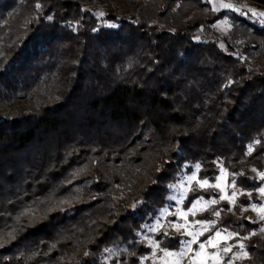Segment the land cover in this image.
<instances>
[{
    "label": "trees",
    "instance_id": "16d2710c",
    "mask_svg": "<svg viewBox=\"0 0 264 264\" xmlns=\"http://www.w3.org/2000/svg\"><path fill=\"white\" fill-rule=\"evenodd\" d=\"M197 164L244 191L190 216L215 221L200 239L232 230L236 264H264L243 210L263 185L264 26L209 0H0V264H140V233ZM192 188L185 208L220 198Z\"/></svg>",
    "mask_w": 264,
    "mask_h": 264
},
{
    "label": "rangeland",
    "instance_id": "374dc122",
    "mask_svg": "<svg viewBox=\"0 0 264 264\" xmlns=\"http://www.w3.org/2000/svg\"><path fill=\"white\" fill-rule=\"evenodd\" d=\"M209 1L214 9L218 8L221 2V0H209ZM222 2L230 3L234 7H239L242 9L253 8L259 11H264V5L257 3L255 0H222ZM100 10L103 13V8H100ZM248 17L250 20L257 22V19L252 17L250 14L248 15ZM225 19L228 20L229 24H231L230 20L227 17H225L219 20L217 23H215V25L219 24ZM106 24H110V23H106ZM231 27L228 28L227 25H225L223 27H214V29L220 36H223L228 34ZM221 44L223 45V47H225L224 42L222 40H221ZM238 51L239 49L237 50V52ZM193 173H195L198 177V170L195 169L192 173H186L179 181H177L175 184L172 185L171 193L169 195L171 201L170 206L164 208L161 211L159 218H157L153 223L145 227L146 232L140 233V236L143 238L144 242L152 248V252L148 256L143 257L140 261V264H190V261L192 262V264H229L230 261L231 264H236L238 261H245L249 258L248 250L246 249L245 246L246 245L244 239L245 237L239 236L238 233L229 229L217 230L220 232V236L215 235L217 231L211 233L206 239H200L202 235L198 236V241L205 243V249L201 250L200 255L196 257L194 260H193L194 252L198 250L197 243L191 244V249L193 251L188 252L187 255H184L181 258L165 255V252L177 253L182 250L187 251L188 246L185 242L192 240V236L188 235L189 232L192 233L203 232V234L206 232L204 231L203 226L201 224L194 223L195 221H199V220L192 219L190 217L192 215L191 213H188L187 215V223L183 217L179 216V213L181 211L187 213L188 209L192 206L191 205L189 208H185L183 206V201L187 194V193L185 194V189L188 187L187 177L191 176ZM260 173L262 172H258L254 170L253 175L261 179L259 175ZM217 178L220 179H217L214 183H210L208 181L209 185H215L217 183L221 185V188H216L220 192V198L217 201L221 200L228 202L231 205H234L236 203L238 196L244 191L238 189L233 182H229L228 172L225 169H222L221 173ZM262 180H263V185L261 186V188L264 187V179ZM194 184L197 183L193 181L191 187ZM233 191H236L237 193L234 204L227 198L221 199V196L231 197ZM245 192L248 195L250 194L249 196L251 197V199H253V201L249 205L244 206L243 210L244 211L247 210L249 212V218L251 220L256 222H261V227L258 230L253 231V233H257L261 236H264V231L261 230L264 229V222H263L264 220L260 219V216L264 215V213H258L252 208L253 204L257 205V207L264 206V195H261L258 190L245 191ZM203 201H208V200L203 199ZM204 207L205 205L203 202L197 205V209ZM199 212L202 211L196 210V214ZM157 221H159V223L163 225V228L161 229L164 230V233L166 232L168 236H174L179 238V241L181 243L179 248L168 249L160 245V241L155 237L156 231L149 230L151 227H155L157 225ZM169 222H171L172 224H182L185 225V227L178 232L175 227L170 226ZM208 227L210 228V225H208ZM229 234H233V235L229 237ZM209 239H211L212 244L216 245V247H212L207 243ZM150 240L153 241L154 243H158L159 247L154 248L153 244L149 243ZM241 243L244 246L243 248L240 247ZM229 247L231 250L228 253H225L223 249ZM245 252L247 253V255L243 256L242 253ZM237 256H240L241 258H237Z\"/></svg>",
    "mask_w": 264,
    "mask_h": 264
},
{
    "label": "snow or ice",
    "instance_id": "6c2138e0",
    "mask_svg": "<svg viewBox=\"0 0 264 264\" xmlns=\"http://www.w3.org/2000/svg\"><path fill=\"white\" fill-rule=\"evenodd\" d=\"M37 7H39V5H37ZM220 9H228V10H231V11H235L236 13L240 14V15H251L252 17L256 18L257 19V22L261 25V26H264V11H259L257 9H253V8H245V9H242V8H239V7H234L232 4L230 3H223L222 0L219 4V7L218 8H215L214 10H220ZM99 15L103 16L104 13H99ZM48 19H51V17H49ZM227 25L228 28L231 27V24H229L228 20L225 19L224 21L220 22L219 24H216V25H213V27H223ZM227 30V29H225ZM221 47H223V45H221ZM255 143H259V140H257ZM253 151V146L252 145H249L248 147V152L251 153ZM196 169L198 170L200 165L197 164L196 166ZM261 179H264V173H260L259 174ZM216 179H220V178H216ZM193 181H195L198 185L199 188L201 189H206L208 187H214V188H221V185L219 183L215 184V185H209L208 183V180L205 179V180H199L197 175L195 173H193L191 176H188L187 177V183H188V187L185 189V194L188 192V191H196L195 188H192L191 185L193 183ZM258 191L260 192L261 195H264V187L258 189ZM237 193L236 191H233L232 193V196L231 197H225V196H221V199H229L233 204L235 203V197H236ZM250 195V194H249ZM201 202L204 203L205 207L204 208H200V209H197V205L201 204ZM218 201L215 200V199H211V200H208V201H203V197H200L199 199L195 200L193 203H192V206L188 209V212H183L181 211L179 213V216L183 217L184 220L186 221L187 223V215L188 213H191L192 215H195L196 214V210H199V211H204L207 209L208 206H211V205H215L217 204ZM252 208L253 210L257 211L258 213H264V206H261V207H257V205L253 204L252 205ZM166 211V210H165ZM213 215L219 217L220 216V212L219 211H214L212 213ZM260 219L261 220H264V215H261L260 216ZM194 223L196 224H201L203 226V229L204 231H209V227L208 225H214L215 224V221H195ZM170 226L172 227H175L176 230L179 232L182 228L185 227V225H182V224H172L171 222H169ZM161 228H163V225L159 223V221H157V225L155 227H151L149 230L150 231H159ZM262 231H264V229H261ZM255 233H253L254 235ZM164 235H167V233L165 232ZM188 235H191L192 236V240L191 241H187L185 242L187 244V251H180V252H177V253H172V252H165V255L166 256H175L177 258H181L183 257L184 255H187L188 252H191L193 251L191 249V244L193 243H197L198 244V250L194 252V255H193V260L198 257L200 255V251L201 250H204L205 249V243H202V242H199L198 241V236L200 235H203V232H196V233H192V232H189ZM216 236H220V232L217 231L215 233ZM233 235V234H229V237ZM150 244H153L154 248L156 247H159V244L158 243H154L153 241H149ZM207 243L209 245H211L212 247H216V245L212 244V241L211 239H209L207 241ZM0 247H3V245H0ZM240 247L243 248V244L241 243L240 244ZM230 247L229 248H224L223 251L225 253H228L230 251ZM105 251H110L108 249H105ZM243 256H246L247 253H242ZM237 258H241L240 256H237ZM190 264H192V262L190 261ZM229 264H231V261L229 262Z\"/></svg>",
    "mask_w": 264,
    "mask_h": 264
}]
</instances>
